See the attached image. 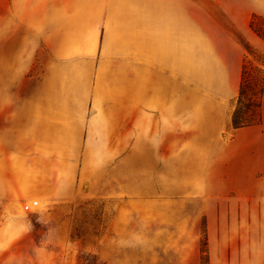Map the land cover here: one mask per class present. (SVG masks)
<instances>
[{
    "label": "crops",
    "instance_id": "obj_1",
    "mask_svg": "<svg viewBox=\"0 0 264 264\" xmlns=\"http://www.w3.org/2000/svg\"><path fill=\"white\" fill-rule=\"evenodd\" d=\"M9 1L15 22L7 36L34 44V98L0 121L1 144L10 149L0 160V194L11 201L25 193L27 178L40 192L43 173L58 162L47 154L86 153L96 165L113 161L114 167L123 153L157 160L193 155L194 170L201 171L227 128L233 145L256 131L253 125L231 127L235 106L229 101L237 100L249 54L226 26L239 28L264 53V39L249 25L253 14L264 16V0ZM262 101L264 121V93ZM28 147L33 153L27 155ZM89 164L86 169L94 167ZM55 171L73 172L63 166ZM53 198L99 203L92 237L89 231L67 233L101 264H201V196Z\"/></svg>",
    "mask_w": 264,
    "mask_h": 264
},
{
    "label": "rangeland",
    "instance_id": "obj_2",
    "mask_svg": "<svg viewBox=\"0 0 264 264\" xmlns=\"http://www.w3.org/2000/svg\"><path fill=\"white\" fill-rule=\"evenodd\" d=\"M9 9L10 1L0 0V121L3 115L8 120L10 114L20 112L23 100L34 98L30 58L34 44L7 36V27L15 22ZM257 24L264 29L263 20ZM226 27L242 46V39L248 41L239 28ZM259 57L264 58L259 50L249 55L252 64H259ZM236 101L235 96L229 103L235 106ZM253 126L256 131L242 135L243 142L236 145L231 144L232 130L227 128L201 171L194 170L193 155L169 154L157 160L156 156L123 153L117 158L119 167H114L113 161L96 165L97 158L86 153L47 154L46 159L58 162L43 173L40 192L27 178L25 193L14 200L4 191L0 194V264H101L96 253L83 250L80 241L72 243L67 233L89 231L92 237L99 225V203L92 198L84 203L55 202L53 196L103 194L201 196V264H209L210 259L212 264H264L263 118ZM32 150L26 148V154ZM8 157L10 149L0 140V160ZM87 164L94 167L86 169ZM62 166L73 172L55 171ZM3 181L13 184L18 178ZM33 200L38 204L24 209ZM208 213L213 223L211 250L206 234Z\"/></svg>",
    "mask_w": 264,
    "mask_h": 264
},
{
    "label": "trees",
    "instance_id": "obj_3",
    "mask_svg": "<svg viewBox=\"0 0 264 264\" xmlns=\"http://www.w3.org/2000/svg\"><path fill=\"white\" fill-rule=\"evenodd\" d=\"M264 17L253 14L250 19V28L262 39L264 29L258 26L257 21ZM249 55L256 54L257 49L248 41L241 40ZM259 64H252L249 58L245 59L241 70V81L235 108L231 114V127L237 129L244 126L259 124L262 118V97L264 93V58L259 57Z\"/></svg>",
    "mask_w": 264,
    "mask_h": 264
},
{
    "label": "built area",
    "instance_id": "obj_4",
    "mask_svg": "<svg viewBox=\"0 0 264 264\" xmlns=\"http://www.w3.org/2000/svg\"><path fill=\"white\" fill-rule=\"evenodd\" d=\"M38 204L37 200H33L30 204H25L24 209L30 210Z\"/></svg>",
    "mask_w": 264,
    "mask_h": 264
}]
</instances>
